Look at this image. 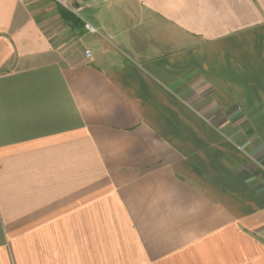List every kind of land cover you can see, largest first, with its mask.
<instances>
[{"label": "crops", "instance_id": "0c3cea01", "mask_svg": "<svg viewBox=\"0 0 264 264\" xmlns=\"http://www.w3.org/2000/svg\"><path fill=\"white\" fill-rule=\"evenodd\" d=\"M69 4L0 0V264H264V0Z\"/></svg>", "mask_w": 264, "mask_h": 264}, {"label": "built area", "instance_id": "2783aa9c", "mask_svg": "<svg viewBox=\"0 0 264 264\" xmlns=\"http://www.w3.org/2000/svg\"><path fill=\"white\" fill-rule=\"evenodd\" d=\"M53 1L67 8L70 6L69 0H53ZM87 27L90 28L91 30H94L90 25H87ZM86 54L87 56L90 57L91 56L90 50H87Z\"/></svg>", "mask_w": 264, "mask_h": 264}, {"label": "trees", "instance_id": "16d2710c", "mask_svg": "<svg viewBox=\"0 0 264 264\" xmlns=\"http://www.w3.org/2000/svg\"><path fill=\"white\" fill-rule=\"evenodd\" d=\"M61 7L63 8L62 12H63L65 17H67L70 20L77 21V18L72 13L67 11V9L65 7H63L62 5H61Z\"/></svg>", "mask_w": 264, "mask_h": 264}]
</instances>
